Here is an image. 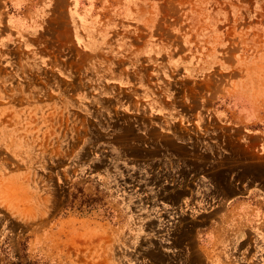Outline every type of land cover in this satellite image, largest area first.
<instances>
[{
	"label": "rangeland",
	"instance_id": "obj_1",
	"mask_svg": "<svg viewBox=\"0 0 264 264\" xmlns=\"http://www.w3.org/2000/svg\"><path fill=\"white\" fill-rule=\"evenodd\" d=\"M0 264H264V0H0Z\"/></svg>",
	"mask_w": 264,
	"mask_h": 264
},
{
	"label": "crops",
	"instance_id": "obj_2",
	"mask_svg": "<svg viewBox=\"0 0 264 264\" xmlns=\"http://www.w3.org/2000/svg\"><path fill=\"white\" fill-rule=\"evenodd\" d=\"M148 6V5H147ZM135 8H136V11H137V14H134V16L136 17V19H139V20H141L142 19V15L141 14H139L141 11H142V6L140 5V4H135ZM150 8H152L151 9V16H150V22H153V20H154V18L155 17H153V5L151 4L150 5ZM139 16V17H138ZM146 19H148V17L146 18ZM143 21L145 20L144 18L142 19ZM138 23H139V21H138ZM86 27V29H87V32H77L78 31V29L76 30V35L78 36V38H79V40L81 41V43H83V44H85L86 45V49H87V51L90 49V47H93V43H91V40L89 39V28L87 27V26H85ZM84 27V28H85ZM92 49V48H91ZM94 50V49H93ZM92 50V51H93ZM91 51V50H90ZM91 51V52H92ZM152 96V95H151ZM159 106H163L164 108H167L165 105H160L159 103H158V101H157V105H156V107H159Z\"/></svg>",
	"mask_w": 264,
	"mask_h": 264
}]
</instances>
